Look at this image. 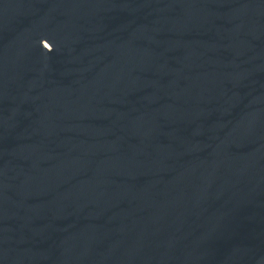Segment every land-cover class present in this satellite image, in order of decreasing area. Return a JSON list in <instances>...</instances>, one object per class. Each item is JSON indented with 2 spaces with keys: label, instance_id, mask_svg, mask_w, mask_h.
Returning <instances> with one entry per match:
<instances>
[{
  "label": "clouds",
  "instance_id": "1",
  "mask_svg": "<svg viewBox=\"0 0 264 264\" xmlns=\"http://www.w3.org/2000/svg\"><path fill=\"white\" fill-rule=\"evenodd\" d=\"M43 40H47V39H43ZM43 49L47 52H52L54 49H53V45H51V47H49L48 45H45L43 47Z\"/></svg>",
  "mask_w": 264,
  "mask_h": 264
}]
</instances>
